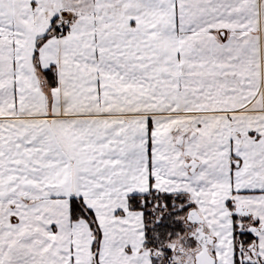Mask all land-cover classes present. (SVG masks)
Wrapping results in <instances>:
<instances>
[{"label": "snow or ice", "instance_id": "obj_1", "mask_svg": "<svg viewBox=\"0 0 264 264\" xmlns=\"http://www.w3.org/2000/svg\"><path fill=\"white\" fill-rule=\"evenodd\" d=\"M0 264H264V0H0Z\"/></svg>", "mask_w": 264, "mask_h": 264}]
</instances>
